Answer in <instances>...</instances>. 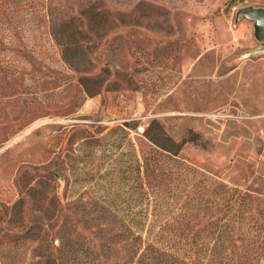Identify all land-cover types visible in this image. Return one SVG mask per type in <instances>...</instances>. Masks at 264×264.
Instances as JSON below:
<instances>
[{
    "label": "rangeland",
    "instance_id": "374dc122",
    "mask_svg": "<svg viewBox=\"0 0 264 264\" xmlns=\"http://www.w3.org/2000/svg\"><path fill=\"white\" fill-rule=\"evenodd\" d=\"M248 5L264 0H0V264L42 262L66 218L96 248L134 225L234 237L176 264H259L264 41L236 19Z\"/></svg>",
    "mask_w": 264,
    "mask_h": 264
},
{
    "label": "trees",
    "instance_id": "16d2710c",
    "mask_svg": "<svg viewBox=\"0 0 264 264\" xmlns=\"http://www.w3.org/2000/svg\"><path fill=\"white\" fill-rule=\"evenodd\" d=\"M147 137L160 147L163 151L177 154L179 143H176L166 136L169 145L158 143L152 137ZM133 226L127 227V231L115 233V230L105 243L94 247L89 242L78 241L82 236L77 232V222L71 218H66L61 223V231L63 235L59 237V244L54 243V238L50 241L47 254L44 260L39 264H106L107 262L120 263L123 259H133L139 252L141 255L136 262L141 264H176L179 261L176 256L180 249L187 246L196 245L199 250L211 245V251H218L220 248L233 246L234 237L218 234L216 237L210 236H194V237H173L156 235L151 232L141 233V231H133ZM141 230V229H140ZM76 239H74V238ZM78 239V240H77ZM252 246L264 248V238L246 239ZM189 250H187L188 252ZM199 252V251H196ZM264 264V255L259 261Z\"/></svg>",
    "mask_w": 264,
    "mask_h": 264
},
{
    "label": "water",
    "instance_id": "95a60500",
    "mask_svg": "<svg viewBox=\"0 0 264 264\" xmlns=\"http://www.w3.org/2000/svg\"><path fill=\"white\" fill-rule=\"evenodd\" d=\"M243 15L253 20L254 36L258 40L264 41V7L253 5L241 7L236 13V19Z\"/></svg>",
    "mask_w": 264,
    "mask_h": 264
}]
</instances>
